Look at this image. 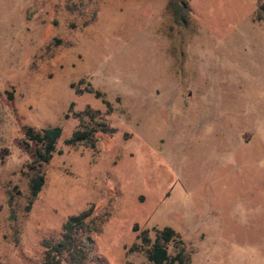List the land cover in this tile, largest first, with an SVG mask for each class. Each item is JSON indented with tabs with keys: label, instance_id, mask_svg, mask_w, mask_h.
I'll list each match as a JSON object with an SVG mask.
<instances>
[{
	"label": "rangeland",
	"instance_id": "374dc122",
	"mask_svg": "<svg viewBox=\"0 0 264 264\" xmlns=\"http://www.w3.org/2000/svg\"><path fill=\"white\" fill-rule=\"evenodd\" d=\"M166 4L0 0V264L90 205L97 264H148L164 227L187 264H264V0H189L186 28ZM23 126L62 129L29 210ZM84 126L94 148L63 144Z\"/></svg>",
	"mask_w": 264,
	"mask_h": 264
},
{
	"label": "trees",
	"instance_id": "16d2710c",
	"mask_svg": "<svg viewBox=\"0 0 264 264\" xmlns=\"http://www.w3.org/2000/svg\"><path fill=\"white\" fill-rule=\"evenodd\" d=\"M166 8L175 26L179 28L188 27L192 13L189 0H167ZM258 9L264 10V4ZM85 91L91 93L89 90ZM76 93L79 94V92ZM106 106L110 107L109 103H106ZM95 133L94 128L84 126L83 129L75 130L69 139L63 141V144L68 147L87 145L94 148L97 142ZM20 134L26 147L35 158L32 163L26 165L30 175L28 185L30 196L26 207V210H29L45 182L41 167L48 164L57 152L56 145L61 138L62 129L56 126L36 130L29 126H23L20 128ZM7 205L9 219L13 221L15 220V211L13 196L10 194H8ZM107 218L108 215L99 213L94 205H90L78 214L69 216L63 223L58 238H44L41 241V264H97L93 261L92 256L94 253L92 235L101 231ZM136 228L137 226H134V231ZM154 231L153 239L149 237L148 230L142 231L137 236L139 245L146 248L148 264H187L184 244L178 234L170 227ZM170 245H174L176 248V253L172 256L169 254ZM133 249H138V246H134Z\"/></svg>",
	"mask_w": 264,
	"mask_h": 264
}]
</instances>
